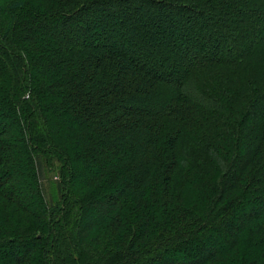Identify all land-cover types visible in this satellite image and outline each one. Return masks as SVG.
Listing matches in <instances>:
<instances>
[{"label":"trees","instance_id":"16d2710c","mask_svg":"<svg viewBox=\"0 0 264 264\" xmlns=\"http://www.w3.org/2000/svg\"><path fill=\"white\" fill-rule=\"evenodd\" d=\"M0 256L264 264V0H0Z\"/></svg>","mask_w":264,"mask_h":264},{"label":"rangeland","instance_id":"374dc122","mask_svg":"<svg viewBox=\"0 0 264 264\" xmlns=\"http://www.w3.org/2000/svg\"><path fill=\"white\" fill-rule=\"evenodd\" d=\"M58 169V167H57ZM57 170L48 166L45 168V173H46V180H45V183H47V181H49L50 183V188L52 190V192L54 193L55 192V187H56V184H57V181H58V174H57ZM98 219V218H96ZM226 237H222L221 239H219L218 241V246H224L225 245V239ZM2 258V256H0V259ZM181 261L184 260V259H180ZM1 261V260H0Z\"/></svg>","mask_w":264,"mask_h":264}]
</instances>
